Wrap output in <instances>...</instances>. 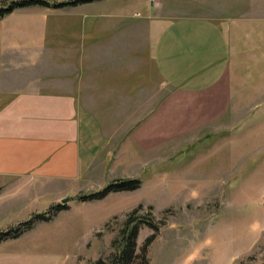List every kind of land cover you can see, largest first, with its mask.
<instances>
[{
	"label": "crops",
	"instance_id": "obj_1",
	"mask_svg": "<svg viewBox=\"0 0 264 264\" xmlns=\"http://www.w3.org/2000/svg\"><path fill=\"white\" fill-rule=\"evenodd\" d=\"M243 19H264V0H96L1 19L0 230L41 195L83 187L113 146L148 153L225 119ZM19 238L0 264H15Z\"/></svg>",
	"mask_w": 264,
	"mask_h": 264
},
{
	"label": "rangeland",
	"instance_id": "obj_2",
	"mask_svg": "<svg viewBox=\"0 0 264 264\" xmlns=\"http://www.w3.org/2000/svg\"><path fill=\"white\" fill-rule=\"evenodd\" d=\"M11 1L0 0V6ZM238 25L227 117L148 153L113 146L110 160L96 163L83 187L41 195L14 216L13 227L57 204L68 208L14 242L15 264L105 260L132 211L158 228H139L137 253L155 233L148 264H264V19ZM126 179H139L140 188L79 199Z\"/></svg>",
	"mask_w": 264,
	"mask_h": 264
},
{
	"label": "trees",
	"instance_id": "obj_3",
	"mask_svg": "<svg viewBox=\"0 0 264 264\" xmlns=\"http://www.w3.org/2000/svg\"><path fill=\"white\" fill-rule=\"evenodd\" d=\"M96 0H12L8 7H4L2 4L0 6V20L3 19L6 15L12 13L14 10L30 8V7H53V8H63L67 6H77L84 3H89ZM141 181L139 179H126V180H116L109 183L107 186L98 192L81 196L79 199L82 201L86 200H98L103 199L110 193H119V192H132L140 188ZM66 204L50 207L47 211L50 213L48 216H45L47 212L42 214H36L31 217V220H26L18 224L17 227H11L5 230H0V244L8 239H17L22 236L25 232L29 231L33 224L38 221L52 220L56 214L62 209H67ZM133 213L130 212L127 214V218L124 221L118 237L112 241L111 249L113 251L109 256L103 260L99 259L92 264H148L149 260L146 257L147 248L155 240L154 234L145 239L144 245L140 251L137 253L136 250V240L139 234V228L141 224H146L158 231V228L152 224V222L134 218Z\"/></svg>",
	"mask_w": 264,
	"mask_h": 264
},
{
	"label": "water",
	"instance_id": "obj_4",
	"mask_svg": "<svg viewBox=\"0 0 264 264\" xmlns=\"http://www.w3.org/2000/svg\"><path fill=\"white\" fill-rule=\"evenodd\" d=\"M66 202V200L63 201V203Z\"/></svg>",
	"mask_w": 264,
	"mask_h": 264
}]
</instances>
